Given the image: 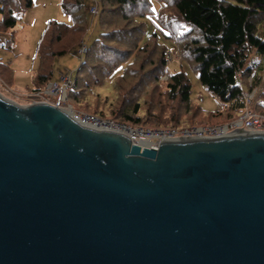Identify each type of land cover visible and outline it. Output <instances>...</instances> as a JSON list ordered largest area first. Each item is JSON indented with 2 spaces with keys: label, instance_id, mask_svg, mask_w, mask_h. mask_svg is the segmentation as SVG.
I'll return each instance as SVG.
<instances>
[{
  "label": "water",
  "instance_id": "95a60500",
  "mask_svg": "<svg viewBox=\"0 0 264 264\" xmlns=\"http://www.w3.org/2000/svg\"><path fill=\"white\" fill-rule=\"evenodd\" d=\"M0 93V264H264V133L164 142Z\"/></svg>",
  "mask_w": 264,
  "mask_h": 264
},
{
  "label": "trees",
  "instance_id": "16d2710c",
  "mask_svg": "<svg viewBox=\"0 0 264 264\" xmlns=\"http://www.w3.org/2000/svg\"><path fill=\"white\" fill-rule=\"evenodd\" d=\"M88 1L62 0L61 8L64 13L72 17V22L67 24L52 19L47 23L37 45L40 64L32 81L31 91L34 93L44 91L49 83L54 82L53 64L55 58L65 55L76 45L63 46L60 50L53 47L56 44H62L65 37L72 34L85 37L89 22ZM159 1L162 5L157 18L153 19L154 24L167 37L176 38L182 46L180 49L176 41L179 52H182L183 55L185 52L189 54L190 57L187 60L193 62L196 71L199 72L202 85L222 103V108L209 116L217 118V120H222L223 117H225L224 119L239 117L246 108V91L243 85L250 79L254 69L260 68L262 71L264 68V62L261 65L249 66V59L253 51L264 60V0ZM140 2L141 0H101L99 22L102 32L88 45L86 57L78 69L76 78L69 82L67 87L68 100L74 107L76 102L81 101V96L93 89L92 85L99 84L96 71L100 70L103 74L102 77H109L117 73L116 70L122 63L131 60L120 76L127 78L129 68L136 63L138 54L134 55V52L131 51L148 50L147 45L153 38L156 39L158 46L165 49L164 57H161L159 66L154 71H157V76H160L159 74L167 68V53L171 51L161 44L158 31L155 30L148 34L147 23L144 21V18H148V16L142 10L137 11V5ZM146 2L150 11L155 12L152 10L150 1L146 0ZM34 4L35 0H0V47H12V38L3 40L1 34L14 30L22 20L23 14ZM106 4L109 5L108 8ZM127 6L133 8L126 11L124 9ZM120 21L126 23L127 26L109 29L119 24ZM118 32L122 33V37ZM47 39L50 40V46H48ZM117 42H121L120 45L127 43L128 45L125 46L128 48L117 46L119 45ZM141 42H144L142 46ZM153 49L150 50L152 58L155 54ZM91 57L97 58L95 60L102 63L92 66ZM146 63H148V59L140 65L146 67ZM101 65L106 68L102 69ZM0 68L1 73L5 74L10 66L0 58ZM262 79L263 76L260 74L253 76V83L249 86V90L253 91L255 87L259 86ZM167 82L171 98L179 99L188 112L192 111V83L187 72L182 69L171 73ZM260 97H263L261 98L262 103H257L255 110L264 115V91ZM197 109L204 111L200 106ZM140 110V103H137L133 107L129 106L127 109L120 110L116 116H106L98 112L80 113L95 114L136 127L158 128L148 126L140 116ZM181 126L183 125L174 124L167 128Z\"/></svg>",
  "mask_w": 264,
  "mask_h": 264
},
{
  "label": "rangeland",
  "instance_id": "374dc122",
  "mask_svg": "<svg viewBox=\"0 0 264 264\" xmlns=\"http://www.w3.org/2000/svg\"><path fill=\"white\" fill-rule=\"evenodd\" d=\"M149 1L152 10L155 12L150 11L146 0H141L137 5V11L142 10L148 16V18H144V21L147 23L148 34L155 30L158 31L161 44L172 52L170 53L171 56L173 55L172 61H170L169 53H167V58L169 57L167 59L168 66L164 69L165 71H163V73L159 74L160 76H157V71L154 70L159 66L161 57H164L165 49L162 46H158L156 44V39L153 38L147 45L149 47L148 50L137 51L136 49V51H131L134 52V55L138 54L136 55V63L129 68L128 76H126L127 78H121L120 76L121 73L125 71L127 63H131V60L122 63L116 70L117 73L109 77H102L103 74L101 71H96L99 84L92 85L93 89L81 96V101L76 102L75 107L72 102L68 100L67 89H65L66 94L62 92L57 95L47 92L50 90V85L52 83L63 86L66 83L65 79H70V82L74 81L78 69L86 57V52H80L82 45L84 43L87 44V46L90 45L102 32L99 22L101 19V0L99 1V13L96 15L91 13V6H95L97 1L89 0V6L87 7L89 22L87 23L85 37L72 34L65 37L62 44H56L53 47L56 50H60L63 46H68L70 44L76 45V47L71 48L65 55L55 58L53 64L54 82L49 83L44 91H42V93L45 94L44 97H34L37 93L31 91L32 81L40 64L37 54V45L46 27L45 25L48 23L45 21L54 19L67 24L72 22V17L64 13L61 8L62 0H35L34 6L28 9L29 13L23 14L22 20L17 24L15 29L1 34L3 40H10L11 38L13 40L11 48L0 47V58H2L4 63L11 66V69L8 68L10 72L14 69V75L11 82L8 75L5 76L1 73L0 68V93L21 105H29L34 101H47L54 104L60 102V107L65 109L72 106L75 112H98L106 116H116V113L120 110L127 109L129 106L133 107L135 104L140 103V116L143 117V121H145L148 126L158 127L157 129H169L167 127L173 126L174 124L183 125L181 127L222 124L239 118L224 119L225 117H223L222 120H217V118L209 116L211 113L222 108V103L202 85L199 79V72L196 71L193 62L187 60L190 57L189 54L185 52L183 55L181 54L182 52H179L180 50L177 48V43L180 49L182 46L176 38L172 39L167 37L164 32H161L156 27L153 19L157 18L162 3L159 0ZM106 7L108 8L109 5L106 4ZM132 8L131 6H127L124 10L129 11ZM45 13H47V15ZM125 26H127V24L120 21L119 24L109 29L112 30L114 27L123 28ZM119 35L122 37V33H119ZM47 42L48 46H50L49 39H47ZM183 42L185 43V41ZM117 43L119 44H116L117 46L128 48V46H125L128 45L127 43H122V45H120L121 42ZM143 43L144 42H141V46ZM152 49L155 51L153 58L152 56L150 57V50ZM95 59L97 58L91 57L90 62L92 66L102 63ZM146 59H148V63H146V67H142L140 64ZM263 62V58L253 51L249 59V66L255 64L261 65ZM101 66L102 69L106 68L104 65ZM182 69L187 72L192 83L193 103L191 106L192 111L190 112L186 110L185 105L182 104L179 99H172L167 89L168 76ZM256 74L263 76L262 83L255 87L253 91H250L249 86L252 85L253 76ZM243 86L246 94L254 96V100L251 102L250 107L255 109L257 103H262L261 98L263 97H260V95L264 91V68L262 71L260 68L254 69L252 76ZM38 94L36 96H38ZM197 105L205 112L197 109Z\"/></svg>",
  "mask_w": 264,
  "mask_h": 264
},
{
  "label": "built area",
  "instance_id": "2783aa9c",
  "mask_svg": "<svg viewBox=\"0 0 264 264\" xmlns=\"http://www.w3.org/2000/svg\"><path fill=\"white\" fill-rule=\"evenodd\" d=\"M97 3L91 6V13L98 14L100 0H96ZM88 50L87 44H83L80 49L81 53H85ZM172 52H169L170 61H172ZM66 83L60 86L57 83H52L50 85V90L47 92L60 94L67 89L70 79H65ZM38 94V93H37ZM36 94V95H37ZM34 97H44V93L39 92L38 96ZM49 95V94H48ZM253 95L246 94V108L244 112L239 116V118L231 120L227 123L222 124H208V125H198L190 127L181 128H169V129H152L144 127L131 126L125 123H121L117 120L111 118H105L99 115L91 113H75V118L81 124L100 129L109 130L115 132L124 133L132 139L133 143L139 144L141 146H148L153 148H158L161 143L164 142H175L182 140H193V139H206V138H223L230 137L241 133H264V115L259 114L255 109L250 107L251 102H253ZM37 99V98H36ZM41 102V101H34ZM47 102V101H44ZM50 103V102H48ZM54 104V103H51ZM60 106V102H57Z\"/></svg>",
  "mask_w": 264,
  "mask_h": 264
},
{
  "label": "crops",
  "instance_id": "0c3cea01",
  "mask_svg": "<svg viewBox=\"0 0 264 264\" xmlns=\"http://www.w3.org/2000/svg\"><path fill=\"white\" fill-rule=\"evenodd\" d=\"M90 4H92V3H90ZM25 13H29V10L27 11V12H25ZM46 15H47V13H45ZM45 20V19H44ZM50 21V19H48V21H45V22H49ZM47 24V23H46ZM46 26V25H45ZM46 28V27H45ZM44 31V30H43ZM11 65V64H10ZM10 69H11V66H10ZM5 76H7L8 75V78L10 79V81L12 82V79H13V75H14V69H12V72H10V70L7 68V70H6V72H5V74H4Z\"/></svg>",
  "mask_w": 264,
  "mask_h": 264
}]
</instances>
